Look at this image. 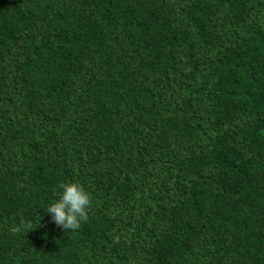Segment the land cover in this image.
Returning <instances> with one entry per match:
<instances>
[{"label": "trees", "instance_id": "16d2710c", "mask_svg": "<svg viewBox=\"0 0 264 264\" xmlns=\"http://www.w3.org/2000/svg\"><path fill=\"white\" fill-rule=\"evenodd\" d=\"M0 264H264V0H0Z\"/></svg>", "mask_w": 264, "mask_h": 264}, {"label": "clouds", "instance_id": "9594fccd", "mask_svg": "<svg viewBox=\"0 0 264 264\" xmlns=\"http://www.w3.org/2000/svg\"><path fill=\"white\" fill-rule=\"evenodd\" d=\"M58 188L57 198L44 210L58 228L75 231L79 229L81 222L88 219L87 212L91 206L90 194L75 181L61 183Z\"/></svg>", "mask_w": 264, "mask_h": 264}]
</instances>
